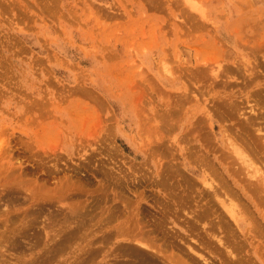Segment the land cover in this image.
Listing matches in <instances>:
<instances>
[{"label":"rangeland","instance_id":"obj_1","mask_svg":"<svg viewBox=\"0 0 264 264\" xmlns=\"http://www.w3.org/2000/svg\"><path fill=\"white\" fill-rule=\"evenodd\" d=\"M0 242L264 264V0H0Z\"/></svg>","mask_w":264,"mask_h":264},{"label":"bare ground","instance_id":"obj_2","mask_svg":"<svg viewBox=\"0 0 264 264\" xmlns=\"http://www.w3.org/2000/svg\"><path fill=\"white\" fill-rule=\"evenodd\" d=\"M189 51V50H188ZM188 53V52H187ZM189 56V55H188ZM189 58V57H188ZM189 62V61H188ZM186 63V62H185ZM189 64H190V62H189ZM189 64H187L186 63V65H189ZM190 66V65H189ZM233 147H234V149H235V151L237 152V153H239V154H242V152H241V150H240V148L237 146V145H233ZM255 171H257L256 169H255ZM225 202H226V200H225ZM230 205V204H229ZM249 211V210H248ZM227 212V211H226ZM228 212H230V211H228ZM231 213V212H230ZM233 213V212H232ZM242 213V212H241ZM229 214V213H228ZM238 214H239V212H238ZM229 217H231L230 216V214H229ZM239 218V217H238ZM232 219V218H231ZM234 220V219H233ZM251 230V229H250ZM1 243V242H0ZM132 248V250H130ZM129 249V251H133V252H136V249L134 248V247H129L128 248ZM135 254H137V259L138 260H134V262L136 263V261H137V263L136 264H138V261L140 260V261H142V262H145L146 264L147 263H149L150 261L151 262H153V254H151V253H149V254H146V255H144V254H140L139 252H136ZM145 259H147L146 261H143V260H145ZM244 260V259H243ZM140 261H139V263H140ZM141 264V263H140ZM143 264V263H142Z\"/></svg>","mask_w":264,"mask_h":264}]
</instances>
